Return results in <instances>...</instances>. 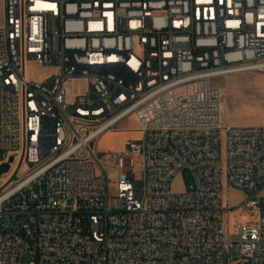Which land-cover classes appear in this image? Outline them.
Wrapping results in <instances>:
<instances>
[{"label":"built area","instance_id":"1","mask_svg":"<svg viewBox=\"0 0 264 264\" xmlns=\"http://www.w3.org/2000/svg\"><path fill=\"white\" fill-rule=\"evenodd\" d=\"M2 9L0 165L15 159L0 176V264H224L234 243L228 264H264V127L226 126L212 83L264 74V0ZM27 62L48 72L28 77ZM127 120L138 138L119 154L112 209L97 144ZM225 188L244 199L225 207ZM244 212L258 219L227 233L225 214Z\"/></svg>","mask_w":264,"mask_h":264},{"label":"rangeland","instance_id":"2","mask_svg":"<svg viewBox=\"0 0 264 264\" xmlns=\"http://www.w3.org/2000/svg\"><path fill=\"white\" fill-rule=\"evenodd\" d=\"M4 10L0 12V24L4 22ZM26 72L28 77H39L43 72H48L47 69H40L34 63L27 62ZM215 86H219L224 92L225 109H223V122L224 124L236 125L237 127H259L254 124L257 122L264 123V74L251 73L237 76H230L215 80L212 82ZM253 85L255 89H252ZM85 83L79 81L71 85L72 96L79 91L85 90ZM138 138L136 124L127 120L116 129L107 132L103 135L97 144V152L99 153L101 163L106 167L108 175L112 178L110 188V204L111 208H116V185L120 177V171L117 168L118 158L120 153H129L130 150L125 146L126 140H135ZM3 160L0 153V161ZM136 167L141 169V157L135 156ZM17 168V167H16ZM14 169V171L16 170ZM98 174L101 171L98 168ZM189 181V175L184 172L178 176L173 183V189L176 192L184 190L185 185ZM244 199L243 194L237 193L234 190L229 191L226 188L223 191V204L225 207L228 205L237 206ZM258 216H251L248 212L241 215L238 214H225L224 225L227 233L233 234L234 227L237 223L254 224ZM229 255L232 260L239 257V245L234 243L224 256V264H228ZM33 261L30 257H25L24 264H29Z\"/></svg>","mask_w":264,"mask_h":264},{"label":"water","instance_id":"3","mask_svg":"<svg viewBox=\"0 0 264 264\" xmlns=\"http://www.w3.org/2000/svg\"><path fill=\"white\" fill-rule=\"evenodd\" d=\"M14 159H15V157L12 156L9 159V163H5V164L0 165V176H2V174H5V173H7V172L10 171V169H11V163L14 162ZM21 162L22 161H20V163H19V165H18L15 173L13 174L12 178L10 179L9 183L10 182H14L16 180V174H17V172H18V170L20 168Z\"/></svg>","mask_w":264,"mask_h":264},{"label":"crops","instance_id":"4","mask_svg":"<svg viewBox=\"0 0 264 264\" xmlns=\"http://www.w3.org/2000/svg\"><path fill=\"white\" fill-rule=\"evenodd\" d=\"M247 74H251V73H247ZM241 75H244V74H241ZM246 75V74H245ZM235 76H237V75H235ZM248 86H251L252 87V89H255L256 90V88L253 86V85H249L248 84ZM231 126H236V125H233V124H230ZM255 126H259V127H264V123H260V122H257V123H255L254 124ZM229 191H232V190H229ZM235 192H237V193H241V192H238V191H235ZM242 194V193H241ZM244 196V195H243Z\"/></svg>","mask_w":264,"mask_h":264},{"label":"bare ground","instance_id":"5","mask_svg":"<svg viewBox=\"0 0 264 264\" xmlns=\"http://www.w3.org/2000/svg\"><path fill=\"white\" fill-rule=\"evenodd\" d=\"M224 109H225V100H224V107H223ZM22 169L24 170L25 169V167H22Z\"/></svg>","mask_w":264,"mask_h":264}]
</instances>
